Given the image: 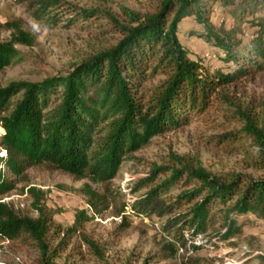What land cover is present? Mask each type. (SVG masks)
I'll return each mask as SVG.
<instances>
[{
  "label": "trees",
  "instance_id": "1",
  "mask_svg": "<svg viewBox=\"0 0 264 264\" xmlns=\"http://www.w3.org/2000/svg\"><path fill=\"white\" fill-rule=\"evenodd\" d=\"M214 1L159 0L155 11L143 14L121 6L126 18L123 22L110 10L78 7L67 0H29L34 15L45 17L50 25L60 19L59 13L51 14L53 7L64 6L73 13L69 21L107 18L122 35L115 44L89 56L67 73L38 81H12L0 87L4 131L0 144L6 149L0 155V238L26 237L35 242L39 256L34 264H59L56 257L66 248L67 235L75 233L99 257L104 256L105 246L83 230L85 222L92 218L86 209L77 211L75 222L64 228L44 202L42 188L28 187L37 215L21 213L1 195L15 188L12 175H23L29 167L42 163L75 178L109 181L128 155L153 135L187 123L194 112H203L213 103L222 87L253 68H263L264 0H221L235 16L260 11V18L255 20L257 34L249 41L236 37L235 28L213 25L210 9ZM189 15L202 24L201 35L223 49L227 60L235 62L232 70H212L203 60L189 56L179 37V24ZM15 25L12 38L0 42V68L17 55L16 41L32 44L35 40L33 34ZM158 71L166 73V78L146 98L144 83ZM225 99L232 108L230 116L241 125L216 135L217 141L227 143L230 151H242V142L250 139L257 150H245L250 156L249 164L264 170V103L261 110H256L251 103L228 95ZM172 158L177 166L157 167L158 171L171 169V174L132 203L138 213L153 210L160 202L155 199L172 185H192L173 202L187 207L170 218L176 228L162 257L174 255L189 238L194 241L206 232L218 213L214 210L216 204L222 205L223 222L215 232V244L234 240L240 231L238 216L253 212L264 218V176L244 171L215 173L199 157L186 154H173ZM153 174L147 181L153 179ZM83 191L95 208V200L104 197L89 183ZM62 232L65 237L54 243ZM200 245L192 244L195 249Z\"/></svg>",
  "mask_w": 264,
  "mask_h": 264
},
{
  "label": "rangeland",
  "instance_id": "2",
  "mask_svg": "<svg viewBox=\"0 0 264 264\" xmlns=\"http://www.w3.org/2000/svg\"><path fill=\"white\" fill-rule=\"evenodd\" d=\"M67 1L78 7L110 10L123 22L126 18L121 6L143 14L155 11L159 4V0ZM64 8L53 7L51 14L59 13L60 19L50 25L45 17L34 15L29 0H0V42L12 38L15 24L35 38L32 44L16 41L17 55L11 63L0 68V87L12 81H38L67 73L76 64L120 39V30L107 18L69 21L73 13ZM257 18H260V11L235 16L230 6L221 0L211 4L210 20L213 25L216 28H235L236 37L246 41L257 34ZM202 32V24L192 15L180 22L179 37L189 56L203 60L212 70H232L235 62L227 60L225 51L201 35ZM165 78L166 73L158 71L146 79V98ZM225 95L245 104L251 103L256 110H261L264 103V67L253 68L222 87L213 103L203 112H194L187 123L153 135L147 143L128 155L109 181L75 178L67 171L42 163L29 167L23 175H12L16 179L15 188L1 197L10 201L21 213L37 215L34 197L28 190L31 185H36L45 191L44 202L54 210L55 221L64 228L75 222L77 211L87 210L92 218L85 222L83 230L105 246L104 256L99 257L79 234H69L66 248L56 257L59 264H264V218H259L253 212L238 216L240 231L234 235L233 241L221 244L213 242L215 232L222 227L221 204L214 205L218 213L206 232L192 241L186 229L187 242L179 246L174 255L161 256L162 252L167 251L165 244L172 240L176 228L170 218L187 207V204L176 206L173 202L191 184L179 182L172 185L155 199L160 201L156 209L138 213L132 207L135 200L171 174V169L158 171L157 167L178 165L172 158L173 154L199 157L215 173L244 171L254 176H264L263 169L249 164L250 156L245 150L249 153L257 150L250 139L242 142V151H230L227 143L217 141L216 135L241 125L239 120L230 116L232 108ZM3 133L0 120V140ZM5 153L6 149L0 144V155ZM151 174L154 175L153 179L147 181ZM86 183L104 195L95 200L96 208L83 191ZM62 237H65L64 232L54 243ZM193 242L200 243V247L193 248ZM38 256V246L26 237L0 238V264H34Z\"/></svg>",
  "mask_w": 264,
  "mask_h": 264
}]
</instances>
